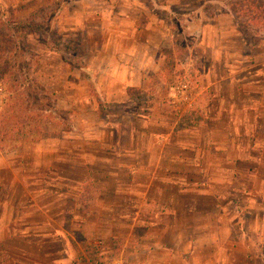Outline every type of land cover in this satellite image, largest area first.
<instances>
[{
  "label": "crops",
  "instance_id": "obj_1",
  "mask_svg": "<svg viewBox=\"0 0 264 264\" xmlns=\"http://www.w3.org/2000/svg\"><path fill=\"white\" fill-rule=\"evenodd\" d=\"M232 20L217 29L229 43L204 45L218 54L195 84L169 88L175 120L133 111L128 93L150 90V64L132 56L107 62L94 80L100 101L119 105L118 121L98 119L89 103L81 149L36 146L33 173L53 184L29 187L24 173L16 180L11 156L0 154V264H95L80 240L106 264H264V42H241ZM209 26L193 32L199 38ZM146 29L130 23L131 51ZM52 243L61 250L44 249Z\"/></svg>",
  "mask_w": 264,
  "mask_h": 264
},
{
  "label": "rangeland",
  "instance_id": "obj_2",
  "mask_svg": "<svg viewBox=\"0 0 264 264\" xmlns=\"http://www.w3.org/2000/svg\"><path fill=\"white\" fill-rule=\"evenodd\" d=\"M240 1L0 0V49L7 66L0 77L6 92L1 109L6 104L12 105L16 94L23 97L19 111L10 120L19 130L4 144L0 143V154L11 156L14 161L16 180L24 173L22 182L25 180L29 187L36 186V181L37 184L44 182L45 187L55 182L48 178L41 180L33 173L36 146L42 144L45 148L61 141V150L69 146L81 149L84 120L91 122L93 118L89 103L98 119L114 115L109 119L118 121L119 105L101 102L102 84L94 83L95 78L104 77L109 61L116 64L132 56L137 62L149 58L150 67L146 70L150 90L129 92L127 100L136 103L133 111L150 112V120L160 121L163 117L175 120L177 115L168 98L169 88L178 92L183 89L180 83L187 79L195 84L193 76L202 73L208 62L217 58L218 52L210 51L212 46L229 43L228 37L223 39L217 35V29L227 24L228 19H233L232 26L241 42L248 46L264 42L260 26L245 23L239 13L232 17L230 10H238ZM131 22L134 29L148 27L138 36L135 52L130 47ZM205 25H211V29L197 38L193 29ZM204 45H210V49ZM248 52L252 51L248 49ZM57 101L65 107L57 108ZM17 156H22L23 163H18ZM0 186L3 187L2 183ZM14 197L19 196H11L12 202ZM30 197L44 205L49 201L47 197ZM35 218L34 213L29 214V220ZM24 247L30 261H36L34 244ZM61 248V243L44 246L50 254ZM42 261L50 264L51 260L46 257ZM64 264L87 263L78 258L75 263L71 260ZM95 264H106V261L97 259Z\"/></svg>",
  "mask_w": 264,
  "mask_h": 264
},
{
  "label": "trees",
  "instance_id": "obj_3",
  "mask_svg": "<svg viewBox=\"0 0 264 264\" xmlns=\"http://www.w3.org/2000/svg\"><path fill=\"white\" fill-rule=\"evenodd\" d=\"M232 15L236 17L239 13L246 20L245 23H250L251 25L260 26L264 31V0H241L238 10L233 8L230 10ZM242 26H244L242 24ZM259 28V29H260ZM2 50L0 49V77L7 71V66L5 61L2 60ZM1 81V80H0ZM23 103L22 94H16L13 104H6L0 111V143H5L6 139H11L15 136L16 129L19 130L17 124H13L11 116L13 113L19 111ZM79 198V200H81ZM80 239V238H79ZM80 247L84 254L86 255L90 263H95L98 259L97 254L99 253L97 248L84 243L80 240ZM73 249L74 246H73Z\"/></svg>",
  "mask_w": 264,
  "mask_h": 264
},
{
  "label": "built area",
  "instance_id": "obj_4",
  "mask_svg": "<svg viewBox=\"0 0 264 264\" xmlns=\"http://www.w3.org/2000/svg\"><path fill=\"white\" fill-rule=\"evenodd\" d=\"M5 97H6V92L4 86L0 83V110L5 101Z\"/></svg>",
  "mask_w": 264,
  "mask_h": 264
}]
</instances>
